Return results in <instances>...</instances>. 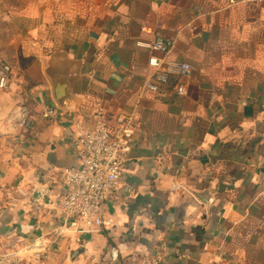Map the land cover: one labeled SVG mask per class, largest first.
<instances>
[{
  "label": "crops",
  "instance_id": "crops-1",
  "mask_svg": "<svg viewBox=\"0 0 264 264\" xmlns=\"http://www.w3.org/2000/svg\"><path fill=\"white\" fill-rule=\"evenodd\" d=\"M155 37L169 54L148 48ZM152 57L189 64L185 97L144 92ZM0 64L13 71L0 92V254L107 264L105 234L55 236L59 174L78 167L67 131L102 112L110 136L118 116L133 128L105 202L120 264H264V0H0ZM15 105L60 116L32 140L4 123ZM35 184L48 190L39 203Z\"/></svg>",
  "mask_w": 264,
  "mask_h": 264
},
{
  "label": "built area",
  "instance_id": "built-area-1",
  "mask_svg": "<svg viewBox=\"0 0 264 264\" xmlns=\"http://www.w3.org/2000/svg\"><path fill=\"white\" fill-rule=\"evenodd\" d=\"M258 1L228 0V6ZM141 29L145 27L141 26ZM148 48L156 54L166 55L172 50V43L155 37ZM147 65L155 73L145 82L144 92L159 95L163 88L169 87L175 96H186L191 76L189 64L168 63L164 67L160 60L152 57ZM12 72L10 66L0 64V92L10 87ZM37 115L34 118L27 108L15 105L6 113L4 123L12 131L27 129L23 133L31 132L33 140L38 126L56 122L60 111L57 108H42ZM67 135L78 159V167L59 174L57 187L61 193L56 199V211L60 215L61 225L55 236L59 237L65 230L103 233L107 239V264H120L114 221L107 214L105 202L119 186L121 169L133 140V128L128 119L118 116L114 120L113 135L110 136L103 113L95 112L80 115ZM0 264H20L18 252L0 254ZM37 264H56V260L53 254L44 253V260ZM127 264L148 263L146 260L131 259Z\"/></svg>",
  "mask_w": 264,
  "mask_h": 264
},
{
  "label": "water",
  "instance_id": "water-1",
  "mask_svg": "<svg viewBox=\"0 0 264 264\" xmlns=\"http://www.w3.org/2000/svg\"><path fill=\"white\" fill-rule=\"evenodd\" d=\"M6 107L5 104L0 103V118L5 114ZM47 193L48 190L42 184H35L32 189L31 199L34 203H39Z\"/></svg>",
  "mask_w": 264,
  "mask_h": 264
}]
</instances>
